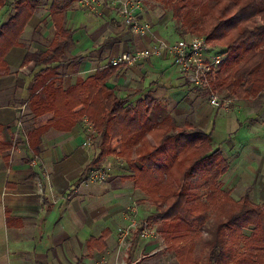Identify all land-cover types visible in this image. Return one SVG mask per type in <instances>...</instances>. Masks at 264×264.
Returning <instances> with one entry per match:
<instances>
[{
	"label": "crops",
	"instance_id": "1",
	"mask_svg": "<svg viewBox=\"0 0 264 264\" xmlns=\"http://www.w3.org/2000/svg\"><path fill=\"white\" fill-rule=\"evenodd\" d=\"M9 1L0 12V32L16 13L14 0ZM36 1V13L25 27L21 45L5 58L10 73L0 76V264H176L167 245L162 250L155 240L133 243L130 249L120 245L126 210L143 193L135 188L125 161L115 155L102 163L107 172L104 180L82 182L98 152L94 143L84 147L93 138L86 136L83 124L66 130L51 128L40 139L39 155L32 151L27 104L36 92L34 78L42 67L25 64L24 59L28 52L48 50L56 35L52 0H31ZM62 1L65 29L74 33L63 44L69 62L54 64L65 89L106 68L113 58L148 48L155 37H163L155 29L153 36L133 34L123 17L107 5L100 15H92L81 10L79 2ZM142 18L147 21L146 13ZM108 86L131 104L153 97V115L155 110H166L160 120L170 116L210 133L215 147L229 157L232 184L241 180L235 172L242 161L252 174L264 160V108L245 107L259 97L235 100L228 106L239 102L238 114L231 117L226 109L210 106L205 93L200 94L169 57L120 67ZM251 185L247 190L251 191Z\"/></svg>",
	"mask_w": 264,
	"mask_h": 264
},
{
	"label": "trees",
	"instance_id": "2",
	"mask_svg": "<svg viewBox=\"0 0 264 264\" xmlns=\"http://www.w3.org/2000/svg\"><path fill=\"white\" fill-rule=\"evenodd\" d=\"M157 1L171 13L180 37L203 35L210 45L224 49L223 62L208 76L216 91L235 100L263 94L264 0ZM9 2L0 0V12ZM59 2L52 0L50 6L56 30L50 48L28 52L24 59L25 64L34 62L42 67L34 78L36 92L27 104L32 118L28 138L34 154L39 155L40 139L51 128L70 129L79 123L84 125V118H88L98 152L82 182L102 166L106 157L122 158L133 175L135 188L148 195L155 206V213L146 222L157 224L178 264H198L194 249L203 227L211 220L213 210L228 205L226 221L212 244L207 264H222L223 255L228 256L223 264H264V202L253 204L250 189L238 201L232 190L225 189L230 160L215 147L210 133L189 121L178 123L170 116L155 121L156 99L151 96L134 104L120 97L115 87L108 86L120 67L99 69L69 89L61 85L54 64L69 62L63 44L74 33L65 29L64 9ZM37 3L14 0L16 13L0 32V76L9 75L5 58L12 48L21 45ZM208 95L205 91L204 96Z\"/></svg>",
	"mask_w": 264,
	"mask_h": 264
},
{
	"label": "rangeland",
	"instance_id": "3",
	"mask_svg": "<svg viewBox=\"0 0 264 264\" xmlns=\"http://www.w3.org/2000/svg\"><path fill=\"white\" fill-rule=\"evenodd\" d=\"M66 1L67 0H63L62 2H66ZM59 6L64 9V6L60 4ZM143 7L144 9H146L144 13H146L147 22H149V24L152 26L153 31L155 29L157 33L158 31L163 32V37H158L161 40L176 41L180 38H184L187 36L205 37L203 35H195V34L194 35L187 34L183 37H180L179 34H177L176 32L178 25L172 20L171 13H168L167 11H165V9L161 6V4L157 0H144ZM79 8L92 15L101 14V11L94 13V12H91L85 9L84 7H82L80 2H79ZM64 14H65V9H64ZM51 32H52L51 35H53L54 33L53 28H51ZM210 46L212 47L210 50L211 53L223 55L224 49L218 46H213V45H210ZM196 90L202 95L205 93L204 89L196 88ZM206 99L209 103L208 97ZM238 105H239V102L231 106H228V107L224 106L222 108L226 109L228 113L230 114V116L233 117L238 114V112L236 111L238 110V108L236 107ZM259 105L261 106L259 107ZM245 107H250L255 111H257V109L259 110V108L263 109L264 108V92L259 98H257L253 102H250ZM155 111L156 112L153 115L155 121H159L162 118V116L166 114V110H158V111L155 110ZM262 111L264 112V110ZM85 131L87 132L86 136H94V133L92 130H88L86 128ZM215 141H216V144L219 142V140H215ZM241 153L243 154V152ZM238 158L241 161L242 156ZM247 167L249 166L244 161H242L241 164L236 168L237 170L235 172V176L241 179L237 185L232 184L230 182L231 181L230 177L232 174L230 171V173L224 179L225 189L232 190L233 192L232 196L234 197L236 201H238L247 192V188L249 184L252 183L251 186L253 188L250 191L251 201L255 205H261L264 202V160L263 162H261L259 169H256V171L252 174H251V170L249 169L248 171ZM98 182H100V180L94 181L93 183L95 184ZM133 205H136L137 212L132 211ZM228 208H229V205L219 210H213L211 220L203 227L202 236L196 241L195 249H194V256L198 264H207L208 259L210 257L212 244L215 241V238L217 237L220 227L226 221V218H227L226 213H227ZM126 211H127V224L120 231L119 242L121 246L123 245L126 249H130L133 243L138 244L140 241H143V240H155L158 246L162 250H166V243L164 242L163 237L158 231L157 224H149L148 226L145 225L147 218L151 216L153 213H155L156 211L155 206L153 205L148 195L146 194L142 195L140 193L139 196L133 199L131 205L128 206ZM126 231L128 232V236L122 242V236ZM144 231L148 234L144 233ZM246 232L250 234V230H247ZM165 255L167 256L166 253ZM170 259L174 260L175 263L177 264L174 253H170ZM220 260H221V263L223 264L226 261H228V256L223 255L220 257Z\"/></svg>",
	"mask_w": 264,
	"mask_h": 264
},
{
	"label": "built area",
	"instance_id": "4",
	"mask_svg": "<svg viewBox=\"0 0 264 264\" xmlns=\"http://www.w3.org/2000/svg\"><path fill=\"white\" fill-rule=\"evenodd\" d=\"M79 2L82 7L94 13L101 11L107 5L123 17L124 26L128 27L133 34L143 37L153 36L152 26L142 18L145 14L144 0H80ZM154 40V45L148 48L135 53L126 52L113 58L106 67H130L154 57L162 59L169 57L172 64L191 85L208 92V100L211 106L219 109L235 101V99L225 98L210 83L209 74L218 69L224 57L210 52L212 47L206 37L187 36L176 41L161 40L155 37ZM84 126L85 129L92 130L94 133L88 118H84ZM92 145L93 140L91 138L84 143V147H92ZM106 176L107 172L100 167L92 170L84 183L103 180ZM132 207V211L137 212L136 205ZM145 223L146 226L149 225L148 222ZM144 233L146 232L144 231ZM127 236L128 232L126 231L122 236V242Z\"/></svg>",
	"mask_w": 264,
	"mask_h": 264
}]
</instances>
